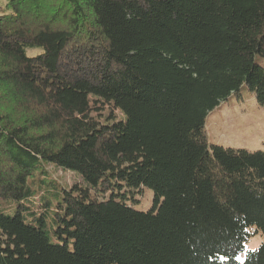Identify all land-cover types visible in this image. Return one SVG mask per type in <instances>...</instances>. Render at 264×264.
I'll return each instance as SVG.
<instances>
[{"label": "trees", "instance_id": "1", "mask_svg": "<svg viewBox=\"0 0 264 264\" xmlns=\"http://www.w3.org/2000/svg\"><path fill=\"white\" fill-rule=\"evenodd\" d=\"M7 1L0 264H264V241L238 259L264 234V152L206 132L244 85L264 106V0ZM92 99L123 117L93 116ZM113 184L152 189L153 208Z\"/></svg>", "mask_w": 264, "mask_h": 264}, {"label": "rangeland", "instance_id": "2", "mask_svg": "<svg viewBox=\"0 0 264 264\" xmlns=\"http://www.w3.org/2000/svg\"><path fill=\"white\" fill-rule=\"evenodd\" d=\"M8 1L0 0V15L7 12ZM31 55L35 52L30 51ZM264 66V57L259 58ZM92 115L104 120L111 113L122 118L123 115L112 105L102 103L98 99H92ZM206 132L210 144L222 145L234 149H245L251 152H264V106L257 102L255 94L244 85L239 94H232L227 100L220 103L216 109L209 113L206 120ZM47 171L52 178L64 187L71 188L74 185H82L83 179L72 171L58 168L54 165H47ZM127 190L118 187L116 184L109 185L108 195H117V199H126L127 203L140 211H147L153 208L154 191L143 187L137 193H126ZM103 194V193H102ZM126 195V197H125ZM128 199V200H127ZM40 200H35L31 206L37 213L40 211ZM1 207L8 208L13 213L15 203H1ZM264 241V234L258 233L252 236L245 244V251L238 256L240 261L246 257L249 251L257 250Z\"/></svg>", "mask_w": 264, "mask_h": 264}]
</instances>
